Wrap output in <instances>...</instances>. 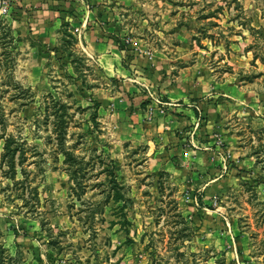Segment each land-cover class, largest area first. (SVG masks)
<instances>
[{
    "label": "rangeland",
    "instance_id": "obj_1",
    "mask_svg": "<svg viewBox=\"0 0 264 264\" xmlns=\"http://www.w3.org/2000/svg\"><path fill=\"white\" fill-rule=\"evenodd\" d=\"M76 3L52 39L0 15V153L26 157L22 183L0 163L3 264H264V0Z\"/></svg>",
    "mask_w": 264,
    "mask_h": 264
},
{
    "label": "crops",
    "instance_id": "obj_2",
    "mask_svg": "<svg viewBox=\"0 0 264 264\" xmlns=\"http://www.w3.org/2000/svg\"><path fill=\"white\" fill-rule=\"evenodd\" d=\"M76 2H78V0H11L10 13L8 16L13 18L11 21L15 24L31 25L35 30L34 32H37V35L34 34L35 38L52 39L53 36L58 34V27L60 26V22H62L61 10H66V8L71 10V6L73 7L75 4L79 5V3ZM77 10L78 9H76V11ZM76 11L74 12L75 15H77ZM85 12V10L79 12L82 14V18L85 16ZM94 43L92 49L98 53L103 73L107 76H120L123 68L121 67V58L120 55H118L119 53L116 46L111 48L110 43L108 44L102 40ZM91 44L92 43H89V45ZM109 47L111 52L108 51ZM128 80L133 81L131 78H128ZM134 105L136 106V104ZM134 109L132 116L136 118L135 120H139L144 114L137 106ZM181 110H184L183 114L185 115L181 117L182 123H194L195 116L191 117V109L189 106H184Z\"/></svg>",
    "mask_w": 264,
    "mask_h": 264
},
{
    "label": "trees",
    "instance_id": "obj_3",
    "mask_svg": "<svg viewBox=\"0 0 264 264\" xmlns=\"http://www.w3.org/2000/svg\"><path fill=\"white\" fill-rule=\"evenodd\" d=\"M256 56V55H255ZM260 61L262 64H264V57L261 55L260 56ZM55 103L53 104V115H55L54 120L51 122L52 123V132L57 140L58 145L60 146L62 155L64 157V162L67 164L68 167L74 168V171L78 169L84 168L83 166V160L75 155L73 151L64 146V141H65V136H66V131L68 128V123L69 121L67 120L66 116V104L60 103L59 106L57 107L58 110L54 109L55 108ZM3 151L0 153V158L1 161L0 163H4L7 167L5 170V174L7 176L9 175L10 178L14 181L15 183H22L21 180L15 181L14 176H15V170H16V165L22 164V161L25 160V155H24V149L22 148V144L18 142V140L13 137L12 135L6 136L4 139V143L2 145ZM67 167V168H68ZM103 170L105 172V175L108 176L111 180V184L113 187L110 190L112 192V199L114 201H117L119 198L122 197V192H121V185L113 179L114 172L113 168H109L107 165L103 167ZM34 192H36V189H33ZM109 195V194H108ZM4 260V253L2 246L0 245V264H3Z\"/></svg>",
    "mask_w": 264,
    "mask_h": 264
},
{
    "label": "built area",
    "instance_id": "obj_4",
    "mask_svg": "<svg viewBox=\"0 0 264 264\" xmlns=\"http://www.w3.org/2000/svg\"><path fill=\"white\" fill-rule=\"evenodd\" d=\"M11 0H0V15L8 16L10 13Z\"/></svg>",
    "mask_w": 264,
    "mask_h": 264
}]
</instances>
